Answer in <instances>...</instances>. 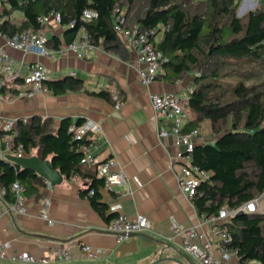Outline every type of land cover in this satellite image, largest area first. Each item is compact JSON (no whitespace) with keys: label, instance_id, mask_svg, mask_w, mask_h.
I'll return each mask as SVG.
<instances>
[{"label":"trees","instance_id":"16d2710c","mask_svg":"<svg viewBox=\"0 0 264 264\" xmlns=\"http://www.w3.org/2000/svg\"><path fill=\"white\" fill-rule=\"evenodd\" d=\"M241 3L242 0H0V34L10 37L26 30H44L45 24L38 18L59 12L64 43L78 40L84 29L92 45L120 53L124 42L115 30L116 9L125 11L127 26L152 31L149 40L164 57L157 75L160 79L181 81L194 71L185 101V108L194 117L186 122L184 132L206 120L211 124L214 140L195 144L191 152L192 163L209 173L191 199L202 216L210 217L222 208L233 211L264 193V1L258 0L254 9L239 16ZM84 10L96 15L83 20ZM61 45V38L51 34L45 48L59 50ZM2 75L0 69L2 94H15L25 86L17 74L7 79ZM255 79L257 82L248 83ZM43 85L57 95L79 91L83 82L68 75L47 79ZM94 93L109 99L105 90ZM83 121L73 123L63 118L54 128L51 119L32 117L30 121H18L10 131H0V135L5 138L13 134L14 144L21 143L26 153L34 150L35 156L49 160L52 168L66 177L88 178L89 184L81 193L89 195L94 208L107 220L116 214L106 216L107 206L98 200V188L104 185V179L82 162L81 148L90 144L88 134L77 138L70 130L71 125ZM14 181L24 187L25 193H33L37 185L45 184L34 170L0 158V189H4L8 202L14 201L10 191ZM217 225L230 234L226 247L235 250L239 264H264V212H237Z\"/></svg>","mask_w":264,"mask_h":264},{"label":"crops","instance_id":"0c3cea01","mask_svg":"<svg viewBox=\"0 0 264 264\" xmlns=\"http://www.w3.org/2000/svg\"><path fill=\"white\" fill-rule=\"evenodd\" d=\"M242 5L248 11L258 5V0H242ZM47 25L50 27L49 34L45 33L47 37L55 34L61 38L59 50L33 54L12 49L5 44L1 34L0 46L11 57L18 76L23 77L30 65L38 61L44 65L47 79L75 76L82 80V89L57 95L38 93L3 101L0 103V117L25 121L32 117L49 118L54 128L63 118H70L73 123L78 120L96 123L99 131L87 136L94 158L98 162L112 159L111 171L121 173L125 179L120 187L111 188L105 183L99 186L98 200L107 206L104 214H116L111 207L119 204V212L129 217L144 214L152 222V230L118 241L105 229L112 218L106 220L94 208L89 195L81 193L89 184L88 178L80 175L66 177L59 172V183L52 184L41 176L44 185H37L33 193L24 190V214L10 209L3 196L4 189H0L3 192L0 193V244L10 243L5 250L7 257L0 260V264L22 263L9 259L14 253L26 251L35 257H52L58 249H67L70 259L48 264H150L158 259L157 264H194L196 261L183 251L180 234L175 228L180 231L196 226L203 235L196 242L209 239L216 247L221 227L217 225L214 230L213 223H206L192 199L179 187L181 161L175 158L178 152L185 151V147L176 145L171 135H159V131L168 129L170 124L156 120L150 102L151 94L187 92L188 80L166 82L156 76L149 85H142L138 80L142 64L138 62L136 51L125 43L120 53L105 51L101 46L75 52L64 43L63 26ZM102 90L108 92L109 99L95 95L94 92ZM193 117L192 114L189 120ZM197 129L199 137L195 144L214 140L209 121H204ZM32 155L34 150L28 156ZM84 167L95 170L96 166L85 163ZM257 203L258 211L264 212V193ZM42 208L47 220L39 215ZM33 234H45L60 240ZM83 244L101 249L102 255L94 260L87 259L81 249ZM231 261L239 264L237 258Z\"/></svg>","mask_w":264,"mask_h":264},{"label":"built area","instance_id":"2783aa9c","mask_svg":"<svg viewBox=\"0 0 264 264\" xmlns=\"http://www.w3.org/2000/svg\"><path fill=\"white\" fill-rule=\"evenodd\" d=\"M115 13V30L121 34L123 42L136 51L138 62L142 64V67L138 70V80L142 85H149L156 79L157 74L160 72L161 63L164 60L163 54L149 40L148 35L152 33V31H140L137 25L127 26L124 10L116 9ZM95 15L96 13L91 10H84L82 18L83 20H88ZM38 20L42 25H46L47 23L61 25V15L59 12H53L50 16H41ZM72 24L73 23H70L69 25ZM3 37L5 38V44L12 49L31 52L33 54H48L45 48L48 37L43 30H26L10 37ZM93 47L95 46L89 42L84 29H82V35L78 40L67 44V48L75 52L92 49ZM0 69L4 79L9 78L12 74H17L12 67L11 57L2 46H0ZM22 78L27 89L19 90L15 94H2L0 92V102L3 100L6 101L9 98L30 97L35 92L48 91L43 85V82L47 80V76L45 67L42 63L38 61L33 62L28 72ZM2 83L3 80H0V85ZM186 100L187 99L182 100L175 92L150 95V102L156 120L168 121L170 124L168 129L162 128L159 131V135L163 137L171 135L176 145H183L185 147V151L183 153L178 152L175 158L177 161H181L178 184L181 190L185 192L189 198H192L200 182L209 178V173L194 165L191 160V152L195 145V139L199 137V130L196 128L192 131L184 132L183 128L192 115L190 111L185 108ZM18 121L25 122L23 119L0 117V131L7 132L14 129ZM70 130L73 131L75 137L81 138L89 133H97L99 128L93 121L84 120L80 125H71ZM81 150L83 152L82 162L96 164V175L104 179L105 185L113 188L120 187L124 184L125 179L123 175L119 172L111 171L112 159L98 162L92 154L90 144L83 145ZM30 154L31 151L26 153L21 143L14 144L13 134L5 138L0 135V158L7 159V156L22 157ZM10 191L14 195V201L9 202L10 209L18 214L26 213L24 187L18 181H14L10 184ZM0 193L3 194V192ZM89 193L92 194L93 190H90ZM111 209L116 211V215L106 225L105 229L114 234L118 241L126 239L131 234L133 235L152 230V222L146 218L144 214H136L133 217H129L119 212V204L112 206ZM241 211L248 213L258 211L257 199L247 201L233 211L222 208L216 216H204V221L206 223H213L215 225L213 229L216 230L218 223L228 220L229 217ZM39 215L47 220V214L44 208L41 209ZM48 222L50 221L48 220ZM175 231L180 234L183 251L189 254L198 264H233L231 260L237 258L235 250L226 247L231 240V236L222 228L218 230L216 247H214L209 239H206L202 243L196 242L198 237L203 236L199 233L196 226H190L180 231L179 228L176 227ZM8 247H10L9 242L0 244V260H4L7 257L5 250ZM81 249L89 260H94L103 253L101 249L92 248L87 244H83ZM9 259L29 264H48L52 261H67L70 259V253L67 249H58L53 253L52 257H35L23 251L12 254Z\"/></svg>","mask_w":264,"mask_h":264},{"label":"water","instance_id":"95a60500","mask_svg":"<svg viewBox=\"0 0 264 264\" xmlns=\"http://www.w3.org/2000/svg\"><path fill=\"white\" fill-rule=\"evenodd\" d=\"M7 159L14 162L21 168H30L34 170L36 174L45 177L52 184L59 183L61 179V174L59 173V171L52 168L49 160L42 161L35 155L23 156V157L7 156ZM33 235L40 238L60 240L58 238H54L52 236H48L45 234H33ZM159 261L160 259L155 260L150 264H157Z\"/></svg>","mask_w":264,"mask_h":264},{"label":"rangeland","instance_id":"374dc122","mask_svg":"<svg viewBox=\"0 0 264 264\" xmlns=\"http://www.w3.org/2000/svg\"><path fill=\"white\" fill-rule=\"evenodd\" d=\"M244 1V0H243ZM246 10H247V8H244L243 7V5H242V3L240 4V6H239V8H238V15L240 16V15H242L243 13H245L246 12ZM52 24V23H51ZM49 25H45V29H44V33H47V34H49V28L50 27H48ZM46 27H48V28H46ZM157 37H159V36H157ZM48 52V51H47ZM193 72L194 71H192L191 73H189V74H187V75H185V79L186 80H188L189 81V79H190V76L193 74ZM229 80H232L231 78H228ZM254 82H257L256 81V79L255 80H249V84L250 83H254ZM25 89H27V86H23L22 87V89L21 90H25ZM188 92V91H187ZM186 92V90L184 91H180V92H177L176 94L182 99V100H185L186 98H187V95H188V93ZM38 93H49V91H45V92H35L34 94H38ZM33 94V95H34ZM22 98H27V97H22ZM15 99H20V98H15ZM9 100H14V98H9L8 100H6V101H9ZM4 101V100H3ZM2 101V102H3ZM1 103V102H0ZM34 155H35V151H34ZM23 157V156H22ZM258 204V203H257ZM186 262H188V261H186ZM193 262H195V261H193ZM189 263V262H188ZM17 264H29V263H17ZM194 264H198L197 262H195Z\"/></svg>","mask_w":264,"mask_h":264}]
</instances>
